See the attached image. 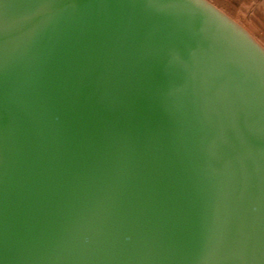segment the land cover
<instances>
[{
  "label": "water",
  "instance_id": "95a60500",
  "mask_svg": "<svg viewBox=\"0 0 264 264\" xmlns=\"http://www.w3.org/2000/svg\"><path fill=\"white\" fill-rule=\"evenodd\" d=\"M0 264H264V50L203 0H0Z\"/></svg>",
  "mask_w": 264,
  "mask_h": 264
},
{
  "label": "rangeland",
  "instance_id": "374dc122",
  "mask_svg": "<svg viewBox=\"0 0 264 264\" xmlns=\"http://www.w3.org/2000/svg\"><path fill=\"white\" fill-rule=\"evenodd\" d=\"M264 50V0H203Z\"/></svg>",
  "mask_w": 264,
  "mask_h": 264
}]
</instances>
